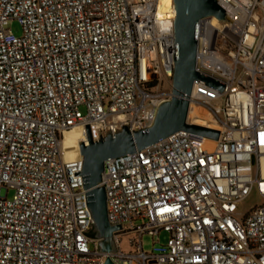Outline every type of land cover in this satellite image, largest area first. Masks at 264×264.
Wrapping results in <instances>:
<instances>
[{
  "label": "built area",
  "instance_id": "1",
  "mask_svg": "<svg viewBox=\"0 0 264 264\" xmlns=\"http://www.w3.org/2000/svg\"><path fill=\"white\" fill-rule=\"evenodd\" d=\"M216 2L225 20H199L195 68L224 87L195 80L187 122L218 138L178 131L104 161L121 228L105 253L83 234L82 157L60 142L78 128L87 144L85 125L96 141L151 124L171 96L173 1L0 0V264H264V0ZM252 193L263 203L239 210ZM161 231L145 252L141 237Z\"/></svg>",
  "mask_w": 264,
  "mask_h": 264
},
{
  "label": "water",
  "instance_id": "2",
  "mask_svg": "<svg viewBox=\"0 0 264 264\" xmlns=\"http://www.w3.org/2000/svg\"><path fill=\"white\" fill-rule=\"evenodd\" d=\"M175 9L173 21V73L171 96L161 100L155 109L151 124L148 127L130 131L127 125L111 134L105 133L93 141L85 125L87 144L81 141L78 145L82 157L81 170L73 172L81 176L82 189L85 193V205L92 219L91 229L83 234L98 238V252H116L113 232L121 229L111 225L107 219L106 195L101 185V174L106 159L138 153L141 149L154 144L178 131H186L217 140L219 131L187 122L188 97L193 82L199 81L216 90L222 91L224 84L204 76L195 68L197 29L200 19L214 16L224 21L225 12L216 0H172ZM104 264H115L109 256Z\"/></svg>",
  "mask_w": 264,
  "mask_h": 264
},
{
  "label": "rangeland",
  "instance_id": "3",
  "mask_svg": "<svg viewBox=\"0 0 264 264\" xmlns=\"http://www.w3.org/2000/svg\"><path fill=\"white\" fill-rule=\"evenodd\" d=\"M9 26L14 34L20 35L21 27L16 20L12 21ZM12 195L13 190L9 189L7 192V197L10 198ZM262 203L263 200L257 194L252 193L243 202L239 204V210L245 212L248 211L251 207L260 205ZM128 238V236L120 237V246L125 247L127 245ZM167 239L168 234L164 231H161L157 236L144 234L141 237L142 249L145 252L156 251V249H158L160 246L165 245ZM90 248H92V245H90Z\"/></svg>",
  "mask_w": 264,
  "mask_h": 264
},
{
  "label": "bare ground",
  "instance_id": "4",
  "mask_svg": "<svg viewBox=\"0 0 264 264\" xmlns=\"http://www.w3.org/2000/svg\"><path fill=\"white\" fill-rule=\"evenodd\" d=\"M166 2L168 0H165ZM166 5V3H165ZM165 8L162 7L161 9ZM161 12V10L159 11V13ZM194 112H191V114H193ZM202 120L198 119V118H195L193 120L194 123H198V124H201ZM81 141H84V134L83 132L78 129V128H72L68 131H65L63 133V137L61 139V142H60V147H61V151L63 152L64 154V157L66 159H69V158H72V157H78L80 154H79V150H78V145Z\"/></svg>",
  "mask_w": 264,
  "mask_h": 264
}]
</instances>
